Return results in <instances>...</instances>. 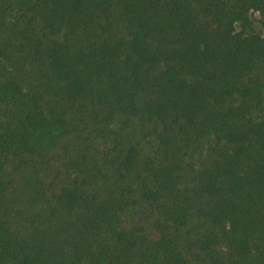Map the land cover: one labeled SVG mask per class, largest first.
I'll use <instances>...</instances> for the list:
<instances>
[{"label": "trees", "instance_id": "trees-1", "mask_svg": "<svg viewBox=\"0 0 264 264\" xmlns=\"http://www.w3.org/2000/svg\"><path fill=\"white\" fill-rule=\"evenodd\" d=\"M251 13L264 0H0V264H264Z\"/></svg>", "mask_w": 264, "mask_h": 264}, {"label": "rangeland", "instance_id": "rangeland-1", "mask_svg": "<svg viewBox=\"0 0 264 264\" xmlns=\"http://www.w3.org/2000/svg\"><path fill=\"white\" fill-rule=\"evenodd\" d=\"M250 21L253 29L264 36V15L251 13ZM111 128L118 133V137L121 140L127 143H134L145 155L152 152L155 148L156 143L152 137V131L136 121H126L119 116L114 120ZM140 212V209H137L136 212L129 215V218L138 219Z\"/></svg>", "mask_w": 264, "mask_h": 264}]
</instances>
